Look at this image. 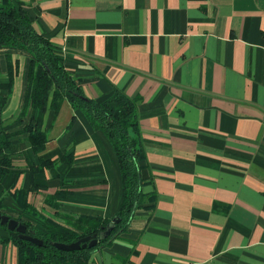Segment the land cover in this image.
<instances>
[{"label": "crops", "instance_id": "0c3cea01", "mask_svg": "<svg viewBox=\"0 0 264 264\" xmlns=\"http://www.w3.org/2000/svg\"><path fill=\"white\" fill-rule=\"evenodd\" d=\"M18 1L88 97L119 89L137 101L144 192L156 194L155 208L138 210L90 264H264V0ZM7 55L19 62L11 95ZM29 59L0 47L13 157L0 180L2 211L43 230L16 203L14 193L26 190L46 218H113L122 173L103 132L65 101L45 116L41 154L21 134ZM41 160L58 162L32 174ZM7 235L0 225V264H18Z\"/></svg>", "mask_w": 264, "mask_h": 264}, {"label": "trees", "instance_id": "16d2710c", "mask_svg": "<svg viewBox=\"0 0 264 264\" xmlns=\"http://www.w3.org/2000/svg\"><path fill=\"white\" fill-rule=\"evenodd\" d=\"M0 47L19 50L30 57L27 87L19 118L23 119L30 115V120L24 125L21 134L27 136L33 152L41 154L48 143V133L44 128L46 114L51 111L58 115L64 102L68 101L76 112L85 116L94 130L103 132L111 142L119 161L123 184L120 211L111 219L88 216L68 217L62 220L46 218L28 204V191L17 190L14 193L16 203L23 211L40 217L43 230L37 229L21 217H10L24 223L28 230L35 231V236L43 241V246L20 239L17 232H11L0 224L8 233L2 241L17 247L18 264H90L93 254L108 247L116 237L128 230L138 210L155 208L156 194L144 192L148 179L143 176L142 162L145 160L146 151L140 129L137 101L119 89H115L114 93L104 100L88 97L82 80L68 71L60 46L35 28L29 13L18 0H0ZM18 69L19 62H15L7 55L6 77L9 95L13 93ZM1 78L0 65V83ZM0 106L2 111L1 95ZM11 138L12 135L5 132L1 125L0 180L9 175L13 168ZM57 162L41 160V163L32 169V174L36 170L55 166ZM4 195V192L0 191L2 214H5L2 211ZM115 217L120 218V223L112 235L94 248L65 252L54 246L56 243L73 244L84 237L100 234Z\"/></svg>", "mask_w": 264, "mask_h": 264}, {"label": "water", "instance_id": "95a60500", "mask_svg": "<svg viewBox=\"0 0 264 264\" xmlns=\"http://www.w3.org/2000/svg\"><path fill=\"white\" fill-rule=\"evenodd\" d=\"M1 125H2V111L0 106V133H1ZM120 223V218L115 217L111 223H109L105 230H103L100 234H94L80 239L79 241L73 244H61L56 243L54 246L65 252H74L80 249L94 248L101 241L108 239L113 231L115 230L117 224ZM0 224L6 226L7 229L11 232H17L19 234L20 239L29 241L37 246H43V241L35 236V231L28 230L27 226L14 219L6 214L0 213Z\"/></svg>", "mask_w": 264, "mask_h": 264}, {"label": "rangeland", "instance_id": "374dc122", "mask_svg": "<svg viewBox=\"0 0 264 264\" xmlns=\"http://www.w3.org/2000/svg\"><path fill=\"white\" fill-rule=\"evenodd\" d=\"M9 216V215H8Z\"/></svg>", "mask_w": 264, "mask_h": 264}]
</instances>
